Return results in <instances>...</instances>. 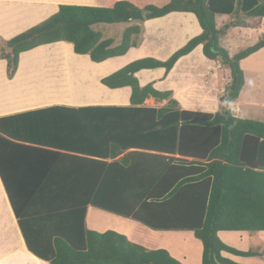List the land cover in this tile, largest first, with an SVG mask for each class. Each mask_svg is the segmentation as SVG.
I'll list each match as a JSON object with an SVG mask.
<instances>
[{
  "label": "crops",
  "instance_id": "0c3cea01",
  "mask_svg": "<svg viewBox=\"0 0 264 264\" xmlns=\"http://www.w3.org/2000/svg\"><path fill=\"white\" fill-rule=\"evenodd\" d=\"M118 1H129L139 8L150 5L146 4L150 0H0V40H10L39 25L55 15L61 5L110 8ZM142 3L146 5L141 6ZM230 22L229 16L216 18L218 29ZM246 24L231 28L221 38L222 47L231 57L241 51L239 43L244 39L252 42L248 46L251 47L264 36V18H248ZM133 25L138 24H125L118 32L122 34ZM140 26L136 47L101 63L93 62L89 55L76 54L72 44L59 42L22 53L16 74L9 79L7 61L0 56V118L53 110L44 116L47 119L42 124H37L38 139L43 143L37 142L33 134L28 135V140L6 135V140L0 141V264H48L28 250L14 210L31 243L48 246L50 242L54 244L55 238L51 232L56 215L48 212L51 201L154 198L164 190L161 186L159 191H152L156 184H162V178L163 183H169L176 177V160L181 156L153 151L144 140L142 146L134 145V136L147 133L141 128L140 131L139 123L134 121L146 117L93 115V108L159 111L175 101L177 105L172 108L180 111L216 114L229 109L241 119L262 122L251 115L264 111V48L240 62L244 86L232 103L225 102L231 70L206 58L202 45L182 57L168 74L165 68H155L134 75L140 88L152 86L164 96L149 95L134 106L131 86L105 85L104 79L137 60L167 61L203 32L196 15L186 12H173ZM128 117L133 119H125ZM107 118L119 120L108 122L111 120ZM109 124L126 148L117 156L105 158L103 153L98 154V148L88 149L82 142L99 141L100 131ZM139 185H148L145 196L137 190ZM86 225L101 234L116 232L148 250H166L182 264H202L203 244L191 231L152 230L93 206L88 208ZM218 236L238 251L263 255L244 257L223 252V257L238 264H264V231H220Z\"/></svg>",
  "mask_w": 264,
  "mask_h": 264
},
{
  "label": "trees",
  "instance_id": "16d2710c",
  "mask_svg": "<svg viewBox=\"0 0 264 264\" xmlns=\"http://www.w3.org/2000/svg\"><path fill=\"white\" fill-rule=\"evenodd\" d=\"M173 12L195 14L202 34L191 39L165 62L152 58L137 60L104 79L103 83L111 88L131 86L133 105L141 104L149 95L164 96L152 86L140 88L134 75L140 70L155 68H165L168 74L182 57L202 45L206 58L219 61L231 70L232 81L226 87L225 102H235L244 86L240 62L264 48V36L233 57L222 47L221 38L231 28L246 26L248 18H264V0H170L161 7L148 5L144 8L129 1H118L110 8L61 5L55 15L39 25L10 40H0V56L7 61L9 79L16 74L22 53L59 42L72 44L76 54L89 55L93 62L101 63L123 56L136 47L141 24ZM217 16H229L231 22L218 29ZM133 22L138 25L128 27L122 34L118 32V42L95 30V26L101 24L113 26ZM174 104L177 105L170 101L167 108L159 111L115 107L92 109L93 115L146 117L134 121L139 123L140 131L147 132L143 137L134 136V145L142 146L144 140L146 147L153 151L181 156L176 160L177 175L169 183H163L165 179L162 178V184H156L152 191H159L161 186L164 190L154 198L51 201L48 212L56 215L51 232L55 238L54 244L50 242L48 246L31 243L14 210L27 248L33 255L48 264H182L166 250H148L113 231L101 234L89 230L86 217L89 206H93L138 221L152 230L193 232L203 244L202 264H238L223 257V252L244 257L263 256L227 246L218 233L264 231V122L238 118L229 109L203 114L174 109ZM52 111L0 118V141L6 140V135L28 140V135L33 134L37 142L43 143L38 139L37 124H42ZM107 119L111 120L108 122L119 120ZM111 127L110 124L103 127L99 141L82 144H87L88 149L98 148V154L103 153L105 158L117 156L126 147ZM83 152L92 153L91 150ZM174 172L172 170V175ZM137 190L143 193L148 190V185H139ZM141 196H145L144 193ZM158 214L161 217L153 216Z\"/></svg>",
  "mask_w": 264,
  "mask_h": 264
},
{
  "label": "rangeland",
  "instance_id": "374dc122",
  "mask_svg": "<svg viewBox=\"0 0 264 264\" xmlns=\"http://www.w3.org/2000/svg\"><path fill=\"white\" fill-rule=\"evenodd\" d=\"M136 2L138 3L139 1L136 0ZM169 2H170L169 0H150V2L146 3V4L147 5L148 4L155 5V6H162V5H165V4L169 3ZM146 4L142 3L141 6H145ZM124 25L125 24L109 26V25L101 24V25L95 26V30L103 32L105 34V36L108 37V38H118V40H119L120 39V33H118V31L122 30ZM255 34H257V33H255ZM247 39H250V38H247ZM251 43H252L251 41H246L244 39L243 43H239V46H240L239 50L247 48ZM259 114H261V115H251V116H254L255 118H258L262 122H264V111L259 112Z\"/></svg>",
  "mask_w": 264,
  "mask_h": 264
}]
</instances>
